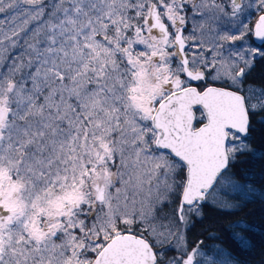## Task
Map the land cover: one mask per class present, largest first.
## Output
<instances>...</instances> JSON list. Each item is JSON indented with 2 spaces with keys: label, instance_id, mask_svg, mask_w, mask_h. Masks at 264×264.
Listing matches in <instances>:
<instances>
[{
  "label": "snow or ice",
  "instance_id": "1",
  "mask_svg": "<svg viewBox=\"0 0 264 264\" xmlns=\"http://www.w3.org/2000/svg\"><path fill=\"white\" fill-rule=\"evenodd\" d=\"M258 63L264 0H0V264H247L190 234L264 204Z\"/></svg>",
  "mask_w": 264,
  "mask_h": 264
},
{
  "label": "trees",
  "instance_id": "2",
  "mask_svg": "<svg viewBox=\"0 0 264 264\" xmlns=\"http://www.w3.org/2000/svg\"><path fill=\"white\" fill-rule=\"evenodd\" d=\"M250 79L256 84L264 82V64L256 65ZM252 127L254 131L250 133L251 145L255 150L264 151V125L254 123ZM241 170L251 171V179L254 183L258 188H264V160H253L249 154L240 157V162L237 163L233 171L236 173L237 179L243 183L244 177L241 175ZM237 220H244L253 226L252 232L244 234L250 236L255 243V248L250 253L243 254L241 258L247 264H260L261 258L264 257V204L260 202L249 203L240 212L233 215H221L214 209H206L203 225L198 224L190 235L193 238L203 239L205 236H202L201 233H204L205 229L211 228L221 237L227 247L238 253L239 249L231 241L229 233L225 231L228 225ZM205 243L214 242L205 239Z\"/></svg>",
  "mask_w": 264,
  "mask_h": 264
}]
</instances>
